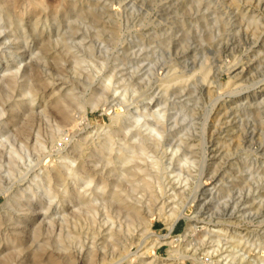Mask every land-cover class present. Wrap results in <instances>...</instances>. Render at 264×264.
I'll return each mask as SVG.
<instances>
[{
    "label": "rangeland",
    "instance_id": "374dc122",
    "mask_svg": "<svg viewBox=\"0 0 264 264\" xmlns=\"http://www.w3.org/2000/svg\"><path fill=\"white\" fill-rule=\"evenodd\" d=\"M263 86L264 0H0V178L22 198L0 211L45 213L0 263L264 264ZM200 177L219 193L177 259L146 252Z\"/></svg>",
    "mask_w": 264,
    "mask_h": 264
},
{
    "label": "bare ground",
    "instance_id": "6f19581e",
    "mask_svg": "<svg viewBox=\"0 0 264 264\" xmlns=\"http://www.w3.org/2000/svg\"><path fill=\"white\" fill-rule=\"evenodd\" d=\"M234 64H232L233 66ZM240 66V65H239ZM237 68V67H236ZM235 70V69H234ZM245 70V69H244ZM229 72V71H228ZM233 72V71H232ZM161 73V72H160ZM159 73V74H160ZM230 74V73H229ZM238 74V73H237ZM159 76V75H158ZM157 76V79L163 84L164 83V78L166 76L164 75H161L160 77ZM264 87V86H263ZM260 92V91H259ZM256 93V92H255ZM60 96V95H59ZM154 97V96H153ZM245 98V96H244ZM156 100V99H155ZM161 100V99H160ZM157 101V100H156ZM108 102V101H107ZM150 103V102H149ZM156 104H158L156 102ZM154 105V104H153ZM153 107V106H152ZM68 110L66 109V114L69 112H67ZM65 114V116H66ZM124 113L122 112H116L113 116H112V119L114 120V122H118L119 125H120V119L123 117ZM68 116V115H67ZM160 116V119L157 121V123H160L164 126H174L175 123L171 124V122L169 121L168 119V116H167V113L165 111H163V113H161ZM66 118V117H65ZM125 119V118H124ZM66 120V119H65ZM126 120V119H125ZM123 121V119H122ZM69 122V121H68ZM125 123L126 125V122H123ZM122 123V124H123ZM131 123V122H130ZM156 123V122H155ZM128 124V122H127ZM159 124V125H160ZM130 125V124H129ZM128 126V125H127ZM158 126V125H157ZM161 126V125H160ZM125 127V126H124ZM123 128V127H122ZM129 128V127H128ZM131 128V127H130ZM160 128V127H159ZM163 129V128H162ZM165 130V129H164ZM172 131V130H171ZM170 131V132H171ZM133 132V131H132ZM169 132V133H170ZM126 133V132H125ZM163 133V132H162ZM162 133H161V136H162ZM131 134V132H130ZM172 134V132H171ZM126 135V134H125ZM129 135V134H128ZM133 136V135H132ZM167 136V135H166ZM172 137V136H171ZM108 138V137H107ZM126 138V137H125ZM132 138V137H131ZM161 139V138H160ZM159 139V140H160ZM128 140V139H127ZM140 141V139H139ZM158 141V140H157ZM124 142V141H123ZM122 142V144H123ZM161 143V140L158 141ZM175 142V141H174ZM125 143V142H124ZM127 143V142H126ZM136 143V141H135ZM163 144H165L164 142H162ZM169 143V141H168ZM121 144V145H122ZM132 144V143H131ZM143 144H146V143H143ZM162 144V145H163ZM167 144V143H166ZM127 145V144H126ZM130 146V145H129ZM120 147V145H119ZM146 147V146H145ZM172 147V146H171ZM176 147V146H175ZM123 149L126 147H122ZM127 148H128V145H127ZM137 148V147H136ZM102 149V148H101ZM135 149V148H134ZM167 149V148H166ZM176 149V148H175ZM137 150V149H136ZM171 150V149H170ZM173 150V149H172ZM122 151V150H121ZM127 152V150H125ZM132 152V151H130ZM129 152V153H130ZM133 153V152H132ZM138 153V152H137ZM136 153V154H137ZM165 153V152H164ZM119 154V153H118ZM127 154V153H126ZM125 153H120V159L124 162H128L130 161V155H126ZM172 156V155H171ZM10 158V157H9ZM137 158V157H136ZM172 158V157H171ZM9 160V159H8ZM134 163V161H133ZM138 163V162H137ZM155 164H158L157 161H154ZM136 164V163H135ZM134 164V165H135ZM140 164V163H139ZM144 164V163H143ZM92 165V164H91ZM116 166V165H115ZM118 166V165H117ZM128 166V165H127ZM133 164L130 165V167H132ZM68 167V166H67ZM95 167V166H94ZM140 167V166H139ZM142 167V166H141ZM170 167V166H169ZM167 167V168H169ZM60 168V167H59ZM116 168V167H115ZM145 169V168H144ZM11 170V169H10ZM62 170V169H61ZM171 170L174 171L176 170L175 168L172 169L171 167ZM65 171V170H64ZM63 171V172H64ZM94 171V170H93ZM202 173V172H201ZM203 174V173H202ZM200 174V175H202ZM57 175L59 176V173L57 172ZM64 175V174H63ZM205 174H203V177H204ZM2 178H0V194H2L5 198L4 202L0 205V210H1V207H3V205L6 206L7 203H10V202H14V203H21V195L17 194L15 191H12L10 187H5V184L2 182L1 180ZM134 181V180H133ZM215 181V180H214ZM212 183V180L211 181H208L207 179H204L202 180V177H200L198 179V183L195 187V189L193 190V188L189 191V192H184L183 190L182 191H179L178 193H176L175 191H173V194L175 197H173L174 199L176 198V201H178V206H177V211H170L169 214H167L168 217H166V222H167V228H168V232L166 233H163V234H158V233H155L151 227H147L146 229V232L142 238V242L146 244L150 243L151 246L146 248V252H148L151 248L154 249V252L155 250L158 251V248L161 247L163 244H168L170 247H169V255H168V258L169 259H177V255L176 252L179 251L180 249L178 247H175L176 244L174 243L175 240H178L180 239L181 241L182 240H186L187 237H188V232L191 231L193 229V227L195 226V223H198L200 221H203L202 219H199V214L201 213H206L207 211H203L202 210V207L204 206V203H205V200L204 198L207 197V195L211 196L213 195L214 193H219V189L216 188L215 186V183L208 186L209 184ZM7 184V183H6ZM172 184V183H171ZM170 185V183L168 184ZM8 186V185H7ZM120 190V189H119ZM118 190V191H119ZM203 190V191H202ZM202 191V192H200ZM172 194V193H171ZM82 196V195H81ZM121 198V197H120ZM119 199V197H118ZM233 199H236V198H231L228 196V200H226L224 202V205H226L224 207V213L227 214L228 213V218L232 217L233 214L237 211V206L239 204H241L243 201L239 199L238 202H236V200H233ZM13 203V204H14ZM9 205L10 208L13 207L14 205ZM15 205H18V204H15ZM189 205H194V213H188L187 212V208ZM9 206H6V207H9ZM34 206V205H33ZM55 206V205H54ZM3 210V211H0V239H1V235L5 236V239L6 241L4 242L3 239L2 241H0V261L3 262V260H6V257H7V249H9V247H13L15 248L16 246L18 247L20 245L21 242H25L27 243V241L29 242L30 240V244H33V242L37 241L39 239V236L41 234V222L43 223L44 219L45 218V213L43 212H39V211H35L34 209L32 208H26V209H22L21 206L19 208V212L16 213L14 212V209L12 208V210L10 208H6ZM216 207H219V206H216ZM15 208V206H14ZM17 208V207H16ZM24 208V207H23ZM18 209V208H17ZM16 209V210H17ZM236 209V210H235ZM54 211V210H53ZM51 213V212H50ZM48 215V214H47ZM202 215V214H201ZM209 215V214H208ZM50 216V215H48ZM40 218V221L38 220L37 224H35V220ZM179 218H184L185 219V230H184V234L181 235H177L176 237H172L169 235V233L171 231L174 230V227L176 225V223L178 222ZM215 218H218L217 220H219V217H215ZM227 218V220H228ZM47 219V217H46ZM29 220H33L32 223H29ZM212 220V219H211ZM54 222V221H53ZM222 223H225L223 221H214L212 223V225H219V224H222ZM54 224V223H53ZM153 226H154V223H152ZM45 225V224H44ZM63 225V224H62ZM49 227V226H48ZM211 231H219V228L218 229H215V230H211ZM51 232V231H50ZM57 234V233H56ZM55 234V235H56ZM2 236V238H3ZM182 236V237H181ZM179 240V241H180ZM40 241V240H39ZM180 241V242H181ZM43 242V241H42ZM188 242V241H187ZM24 245V244H23ZM37 245V244H36ZM34 245V246H36ZM172 246V247H171ZM174 246V248H173ZM8 247V248H7ZM16 247V248H17ZM21 248V247H20ZM40 249V247H39ZM189 252H191L190 254H183L181 255L182 258H190L193 260V249L191 246H189ZM5 251V252H4ZM20 251V250H19ZM145 252V251H144ZM17 254V253H16ZM25 254V253H24ZM156 254V252H155ZM23 255V254H22ZM16 257V256H15ZM180 257V256H179ZM1 264V263H0ZM3 264V263H2ZM181 264H183L181 262Z\"/></svg>",
    "mask_w": 264,
    "mask_h": 264
}]
</instances>
